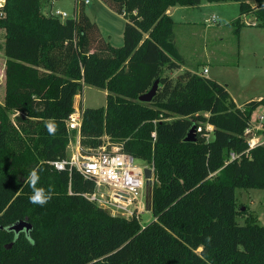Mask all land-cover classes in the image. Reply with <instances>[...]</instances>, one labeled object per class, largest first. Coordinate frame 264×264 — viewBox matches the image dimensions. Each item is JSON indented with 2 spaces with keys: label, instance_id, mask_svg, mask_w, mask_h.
Listing matches in <instances>:
<instances>
[{
  "label": "trees",
  "instance_id": "16d2710c",
  "mask_svg": "<svg viewBox=\"0 0 264 264\" xmlns=\"http://www.w3.org/2000/svg\"><path fill=\"white\" fill-rule=\"evenodd\" d=\"M102 1L125 20L118 48L78 0L63 22L44 16L41 0H4L0 7V264H264V226L252 213L239 225L235 199L236 189H264V145L225 164L230 153L247 149L243 132L252 113L264 110V96L239 108L225 86L196 72L170 76L184 63L167 11L202 0ZM203 1L237 3L236 34L245 16L264 29V0ZM155 81L152 100L139 102ZM85 87L105 91L106 102L79 106L81 152L105 142L152 166L147 224L112 216L87 200L91 180L52 166L67 158L76 131L66 121ZM48 120L56 122L55 134ZM207 125L209 138L201 135ZM192 126L202 132L185 142ZM33 170L37 187L52 193L44 206L29 201ZM25 220L30 232L8 231Z\"/></svg>",
  "mask_w": 264,
  "mask_h": 264
},
{
  "label": "rangeland",
  "instance_id": "374dc122",
  "mask_svg": "<svg viewBox=\"0 0 264 264\" xmlns=\"http://www.w3.org/2000/svg\"><path fill=\"white\" fill-rule=\"evenodd\" d=\"M247 1L254 6L253 0ZM3 2L4 0H0L1 5ZM74 3L75 0H41L42 14L45 17H52V13L60 11L72 17ZM177 7L172 12V19L175 23L174 41L184 63L181 70L186 68L201 75L206 68L208 70L206 78L225 86L230 97L238 104H243L247 100L257 101L258 98L263 97L264 29L250 24L252 19L245 16L244 22L249 23L248 25L244 23L236 34L235 26L232 24L239 18V7L235 2L217 4L202 2L195 6ZM84 13L91 20L90 22L99 27L97 30L103 39L116 48L122 45L125 24L122 16L112 12L102 0H90L88 5H84ZM212 17L215 21H210ZM207 21H210V26H207ZM95 36L99 38L97 33ZM3 42L4 32L0 30V104L3 103L4 98ZM169 74L175 77L178 72L171 71ZM81 97L84 108L105 106L106 92L103 90L85 87ZM76 107L78 108V105H74V108ZM261 113L262 108L259 107L253 114L258 116ZM9 118L13 121L14 115H9ZM209 132V129L205 128L202 135L206 133L208 136ZM76 139H78L77 133L70 137L67 157L73 152ZM106 140L107 138H103V142ZM135 163L151 166L139 159H135ZM149 195L150 188L147 187L144 192L146 210L150 201ZM235 199L237 209L241 213L237 217L239 225H243L246 216L252 213L256 222L264 226V189H236ZM104 209L110 214L118 215L111 206ZM152 219L151 213L146 212L140 215L139 223L144 225Z\"/></svg>",
  "mask_w": 264,
  "mask_h": 264
},
{
  "label": "built area",
  "instance_id": "2783aa9c",
  "mask_svg": "<svg viewBox=\"0 0 264 264\" xmlns=\"http://www.w3.org/2000/svg\"><path fill=\"white\" fill-rule=\"evenodd\" d=\"M79 1L83 5L90 2V0ZM52 14L53 18L61 22L73 17H68L60 11H55ZM214 20V18L211 19V21ZM244 23L248 25L249 22L245 21ZM250 24L255 26L254 23L250 22ZM207 74L208 70L204 68L202 74L198 75L206 77ZM253 113L243 132L247 149L241 154L230 153L225 164L238 160L241 155H246L250 150L264 145V110L262 109V113L258 116H254ZM79 127L80 113L79 108L76 107L66 121V128L68 131H76L79 139ZM205 128L209 129V133L212 132L211 126L207 125ZM196 132L201 134L202 128L197 127ZM203 136L209 138V134L207 136L204 133ZM78 139H76L77 144L74 146L73 152L64 161L54 162L52 166L56 170H62L68 166L69 170H75L84 179L91 180L95 184V190L91 195L86 196L87 200L102 209L111 206L118 214H111L112 216L125 219L135 217L139 220L140 215L149 211V209L146 210L147 203L144 192L145 188H150V186L146 185L144 170H151L153 183L152 166L137 165L133 157L120 152L118 147H107V143L89 154H83ZM104 210L107 211V209Z\"/></svg>",
  "mask_w": 264,
  "mask_h": 264
},
{
  "label": "water",
  "instance_id": "95a60500",
  "mask_svg": "<svg viewBox=\"0 0 264 264\" xmlns=\"http://www.w3.org/2000/svg\"><path fill=\"white\" fill-rule=\"evenodd\" d=\"M158 89V81H155L152 85V87L150 88V90L141 95L139 98H138V101L141 102V103H149L152 98L154 97V95L156 94V91ZM196 128L195 126H192L189 130V132L187 133L184 141L185 142H194L196 140L195 138V131ZM151 175H152V172L150 169H145L144 170V176H145V179H146V185L147 186H151L152 185V180H151ZM32 229L31 225L25 220V221H19L17 223H15L14 225H11L10 227H8V231H12L14 232L15 234H19L21 232H24V233H28L30 232Z\"/></svg>",
  "mask_w": 264,
  "mask_h": 264
},
{
  "label": "clouds",
  "instance_id": "9594fccd",
  "mask_svg": "<svg viewBox=\"0 0 264 264\" xmlns=\"http://www.w3.org/2000/svg\"><path fill=\"white\" fill-rule=\"evenodd\" d=\"M45 127L49 134H55L57 130V124L54 120L45 121ZM39 176L36 170H33L28 177V184L32 189V194L29 196L30 203L34 205L44 206L52 198L51 190L47 193L44 188L37 187Z\"/></svg>",
  "mask_w": 264,
  "mask_h": 264
},
{
  "label": "crops",
  "instance_id": "0c3cea01",
  "mask_svg": "<svg viewBox=\"0 0 264 264\" xmlns=\"http://www.w3.org/2000/svg\"><path fill=\"white\" fill-rule=\"evenodd\" d=\"M2 2V1H1ZM202 2H204L203 0L201 1V3ZM90 3V2H89ZM200 3V4H201ZM88 5V4H87ZM178 7L177 6H175V7H172V8H170L168 11H167V14L171 17V18H173L172 17V12L173 11H175L176 9H177ZM212 18H214V17H212ZM215 19V18H214ZM244 19V18H243ZM91 21V20H90ZM211 21V20H210ZM209 21V22H210ZM215 21V20H214ZM208 22V21H207ZM208 22V25L207 26H210V23ZM96 25V24H95ZM97 26V25H96ZM97 28H98V30H99V27L97 26ZM183 68V67H182ZM185 70H187L186 68H184ZM183 70H181V68L177 71L178 73L179 72H182ZM189 71V70H188ZM197 74H199V73H197ZM210 79V78H209ZM261 98V97H260ZM260 98H258L257 100H259ZM232 99V98H231ZM76 100V101H75ZM233 100V102L237 105V107H239L240 108V106L242 107L246 102H248L249 100H247L246 102H244L243 104H238L234 99H232ZM80 104H81V106L82 107H84L83 106V102H82V97L81 96H79V95H77V96H75V98H74V102H73V108H74V105H78V108H79V106H80ZM77 144V140H76V143L74 144V145H76ZM148 213H149V211H148Z\"/></svg>",
  "mask_w": 264,
  "mask_h": 264
}]
</instances>
